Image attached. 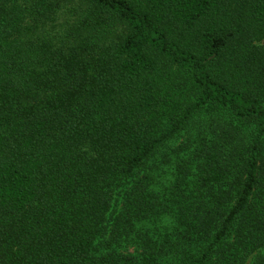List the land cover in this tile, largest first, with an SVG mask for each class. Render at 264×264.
I'll use <instances>...</instances> for the list:
<instances>
[{
	"label": "trees",
	"instance_id": "16d2710c",
	"mask_svg": "<svg viewBox=\"0 0 264 264\" xmlns=\"http://www.w3.org/2000/svg\"><path fill=\"white\" fill-rule=\"evenodd\" d=\"M89 1L126 31L76 61L0 0V264H264V0Z\"/></svg>",
	"mask_w": 264,
	"mask_h": 264
},
{
	"label": "rangeland",
	"instance_id": "374dc122",
	"mask_svg": "<svg viewBox=\"0 0 264 264\" xmlns=\"http://www.w3.org/2000/svg\"><path fill=\"white\" fill-rule=\"evenodd\" d=\"M30 26H33L32 34L51 41L62 58L69 57L76 61L90 60L104 46L122 37L126 31L122 22L96 8L89 0H54L52 18L44 23L32 21ZM221 118L226 119L219 109H207L196 117V123L188 131L162 148L149 166L154 170L159 169L156 173L161 174L168 181L167 184L174 182L178 165L188 160L192 153L188 144L191 139L199 137V125L211 126L220 122ZM243 132L248 134L250 130ZM159 223H162L160 226H168L170 220ZM153 227L149 223L145 228Z\"/></svg>",
	"mask_w": 264,
	"mask_h": 264
}]
</instances>
